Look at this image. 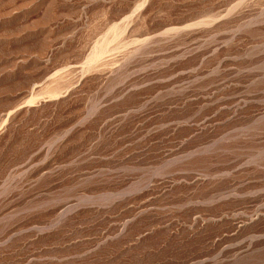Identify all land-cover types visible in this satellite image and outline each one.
<instances>
[{
  "label": "rangeland",
  "instance_id": "374dc122",
  "mask_svg": "<svg viewBox=\"0 0 264 264\" xmlns=\"http://www.w3.org/2000/svg\"><path fill=\"white\" fill-rule=\"evenodd\" d=\"M0 264H264V0H0Z\"/></svg>",
  "mask_w": 264,
  "mask_h": 264
}]
</instances>
